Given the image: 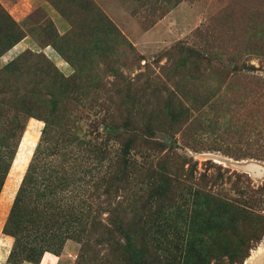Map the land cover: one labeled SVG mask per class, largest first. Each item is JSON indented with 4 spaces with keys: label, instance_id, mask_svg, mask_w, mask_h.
I'll return each instance as SVG.
<instances>
[{
    "label": "rangeland",
    "instance_id": "obj_1",
    "mask_svg": "<svg viewBox=\"0 0 264 264\" xmlns=\"http://www.w3.org/2000/svg\"><path fill=\"white\" fill-rule=\"evenodd\" d=\"M0 5L22 36L0 58V264L253 261L264 175L240 165L264 166V0Z\"/></svg>",
    "mask_w": 264,
    "mask_h": 264
},
{
    "label": "trees",
    "instance_id": "obj_2",
    "mask_svg": "<svg viewBox=\"0 0 264 264\" xmlns=\"http://www.w3.org/2000/svg\"><path fill=\"white\" fill-rule=\"evenodd\" d=\"M0 12L2 13L1 15L4 18V22L0 26V57H1L8 50L12 49L22 39V36L19 33L20 31H18V29H17V25L15 23V20H13V18L7 12V10H5L1 5H0ZM8 23H10L11 26H8ZM94 44L95 45H91V46L89 45L88 47L86 46L85 47L86 50L90 51L91 53L94 52V51H98L100 49L99 45L97 44V42L94 43ZM61 54L64 55L63 51L61 52ZM14 60L15 59H13V60L11 59L7 63H5L0 68V73H4V74L6 73V74L9 75L10 72L13 70V64L16 61V60L15 61ZM45 127L47 128V124H46ZM45 127L43 129V132L45 131ZM246 218H247L249 223L248 222H244V223H247L250 226L249 227L250 232H253V231L255 232L257 230L256 234L260 235V238H261L262 234L264 233V218H263V222H261V224H259V229H257L258 228V226H257L258 222H255L253 220V218H250L249 216H246ZM237 225H238L237 219H234L231 216L228 227L232 228V230L235 233V232H237V228L239 227V225L238 226ZM195 232H197V231L195 230ZM248 240H249V238H246V239L243 240L242 237H240V240L238 239V243L239 244L233 250L234 251V257L233 258H237L238 255L239 256H243V257H245L247 255L246 248L248 246H246L245 243ZM15 247H17V246H15V243H14L11 251L9 252V258H11V257L13 258V256H16L15 253H14L15 252L14 251ZM241 247L245 248V249H242ZM62 249H63V247H62ZM62 249L60 250L61 252H62ZM42 252H43L42 253V255H43L44 253L50 252V251L45 249ZM42 255H41V257H42ZM55 255H58V254H55ZM41 257H40V259H41ZM205 261H206V252L200 247V249L197 252L196 260L193 262V264H205Z\"/></svg>",
    "mask_w": 264,
    "mask_h": 264
},
{
    "label": "water",
    "instance_id": "obj_3",
    "mask_svg": "<svg viewBox=\"0 0 264 264\" xmlns=\"http://www.w3.org/2000/svg\"><path fill=\"white\" fill-rule=\"evenodd\" d=\"M240 167L246 172H248L250 175H252L253 177L259 178L264 175V166L257 164V163L245 162L244 164L240 165ZM263 238H264V235H263ZM256 258H261V261H262L261 264H264V249L262 250L261 253L256 255Z\"/></svg>",
    "mask_w": 264,
    "mask_h": 264
},
{
    "label": "crops",
    "instance_id": "obj_4",
    "mask_svg": "<svg viewBox=\"0 0 264 264\" xmlns=\"http://www.w3.org/2000/svg\"><path fill=\"white\" fill-rule=\"evenodd\" d=\"M20 43H18V44H16L12 49H10V51L11 50H13L14 48H17L18 47V45H19ZM9 51V52H10ZM7 53V52H6ZM6 53L5 54H3L1 57H3V56H5L6 55ZM0 57V58H1ZM5 64V63H4ZM3 64V65H4ZM10 241V240H9ZM6 244H8V239L6 238ZM47 253V255H52V256H48V259H47V262H46V264H59V262H62L66 257L65 256H63V253H60L59 255H55V254H52V253H50V252H46ZM43 264H45V260H44V262H43Z\"/></svg>",
    "mask_w": 264,
    "mask_h": 264
},
{
    "label": "bare ground",
    "instance_id": "obj_5",
    "mask_svg": "<svg viewBox=\"0 0 264 264\" xmlns=\"http://www.w3.org/2000/svg\"><path fill=\"white\" fill-rule=\"evenodd\" d=\"M255 174V173H254ZM264 249V243H262V247L260 248V251H259V253H261L262 252V250ZM256 254L254 253V256H255ZM260 257V256H259ZM261 258H254L253 259V261H251V262H249V263H246V264H261Z\"/></svg>",
    "mask_w": 264,
    "mask_h": 264
}]
</instances>
